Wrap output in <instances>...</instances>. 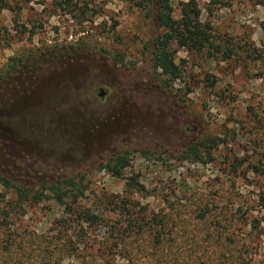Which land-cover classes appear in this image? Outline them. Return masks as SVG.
I'll use <instances>...</instances> for the list:
<instances>
[{"label": "rangeland", "instance_id": "1", "mask_svg": "<svg viewBox=\"0 0 264 264\" xmlns=\"http://www.w3.org/2000/svg\"><path fill=\"white\" fill-rule=\"evenodd\" d=\"M187 1H171L176 20ZM198 4L222 51L178 48L169 85L158 0H0V169L36 189L82 179L78 204L102 218L80 258L59 257L64 208L0 187L14 221L0 264H264V0ZM208 138L223 144L205 162L182 160Z\"/></svg>", "mask_w": 264, "mask_h": 264}, {"label": "trees", "instance_id": "2", "mask_svg": "<svg viewBox=\"0 0 264 264\" xmlns=\"http://www.w3.org/2000/svg\"><path fill=\"white\" fill-rule=\"evenodd\" d=\"M131 1H136V5L139 7L151 6L154 3V0ZM171 1L158 0L160 7L158 22L166 30V34L155 45L153 56L155 68L161 70L162 74L168 78L169 85L181 77L180 68L175 62L178 48L196 52H202L206 49H212L216 53L222 51L221 46L214 43L211 24L203 22L201 19L202 10L198 4L199 0H188L181 3L180 20H176L173 16ZM256 52L255 49L253 51L249 49L248 57L254 62L262 59L261 54H255ZM260 75L264 76V72ZM210 83L215 86L216 81H210ZM221 144L223 141L212 138L195 141L186 148L182 160L193 163L205 162V157L210 156L212 150L217 149ZM128 156L126 154L111 159L105 165L104 170L117 174L128 166ZM255 169L258 170V168ZM0 187L17 194L19 199L31 205L41 204L52 199L64 208V217L57 222L58 231L60 229L64 231L62 234L64 239H56V243L61 240L64 243L56 244L54 248L59 257L63 252H66L71 258H80L78 245L87 240L89 228L100 225V220L102 221L98 214L78 204L90 187L86 186L82 179L80 181L73 178L60 179L57 182L40 184L39 189H36V187L14 183L0 169ZM4 196H0V198H4ZM1 203L3 200H0V205ZM12 221L10 213L0 207V238L2 235H7V230L12 228ZM128 229L123 228L120 231L124 235ZM156 240L157 243L160 242L159 234L156 235ZM40 264H63V261L61 259L53 261L51 256L46 255Z\"/></svg>", "mask_w": 264, "mask_h": 264}, {"label": "flooded vegetation", "instance_id": "3", "mask_svg": "<svg viewBox=\"0 0 264 264\" xmlns=\"http://www.w3.org/2000/svg\"><path fill=\"white\" fill-rule=\"evenodd\" d=\"M104 94H105V93L103 92V90H101V92H99V96H100V97H104Z\"/></svg>", "mask_w": 264, "mask_h": 264}]
</instances>
